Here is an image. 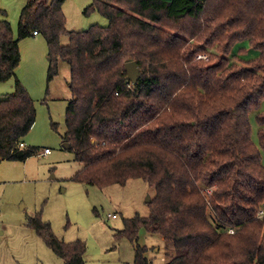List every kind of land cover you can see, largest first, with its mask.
<instances>
[{
    "label": "trees",
    "instance_id": "obj_1",
    "mask_svg": "<svg viewBox=\"0 0 264 264\" xmlns=\"http://www.w3.org/2000/svg\"><path fill=\"white\" fill-rule=\"evenodd\" d=\"M65 2L30 0L19 39L46 38L49 82L59 62L71 68L64 141L83 165L73 180L102 190L141 179L156 190L150 215L115 234L133 244L134 264H151L142 230L163 239L165 264H264V0H93L85 14L109 25L82 32L67 29ZM243 42L257 54L235 61ZM20 63L1 21L0 83L16 87L0 98V162L39 153L24 142L37 116ZM27 225L65 264H86V243L60 240L41 214Z\"/></svg>",
    "mask_w": 264,
    "mask_h": 264
},
{
    "label": "rangeland",
    "instance_id": "obj_2",
    "mask_svg": "<svg viewBox=\"0 0 264 264\" xmlns=\"http://www.w3.org/2000/svg\"><path fill=\"white\" fill-rule=\"evenodd\" d=\"M29 1L0 0L3 11L0 22L11 23L14 39L19 41L21 63L17 78L36 102L37 121L24 142L27 147L39 150L37 155L23 162H0V264H65L27 225L29 218L38 214L52 225L60 240L86 243V264H134L133 244L124 238L118 240L115 234L124 228L125 220L137 214L150 215L148 199L156 196V190L141 179L102 190L73 180L83 165L75 160L64 141L68 132L66 111L72 98L71 68L59 62L58 75L49 82L46 38L38 35L19 39L21 13ZM92 2L66 0L63 10L69 31L82 32L97 24L109 25L99 11L85 14ZM69 42L68 36L61 39L63 46ZM256 54L248 42L238 43L233 50L235 61L254 59ZM198 59L207 61L208 55H200ZM15 81L13 78L0 83V98L15 91ZM251 124L253 141L258 143L259 125L255 115ZM46 149L51 150L50 155L44 154ZM262 156L264 163V153ZM109 214H116L118 218L109 219ZM140 238L141 244L149 249L151 264H165L163 239L148 235L144 230Z\"/></svg>",
    "mask_w": 264,
    "mask_h": 264
},
{
    "label": "water",
    "instance_id": "obj_3",
    "mask_svg": "<svg viewBox=\"0 0 264 264\" xmlns=\"http://www.w3.org/2000/svg\"><path fill=\"white\" fill-rule=\"evenodd\" d=\"M127 73H128V80L133 82V84L137 85L138 80L141 76L140 67L137 65L135 61H130V63H127L125 65ZM67 149H69L70 146L67 144L65 145ZM151 201V198L148 199V203Z\"/></svg>",
    "mask_w": 264,
    "mask_h": 264
},
{
    "label": "built area",
    "instance_id": "obj_4",
    "mask_svg": "<svg viewBox=\"0 0 264 264\" xmlns=\"http://www.w3.org/2000/svg\"><path fill=\"white\" fill-rule=\"evenodd\" d=\"M35 35H38V33L35 31V33L33 34V36H35ZM24 147V144L23 145H21V148H23ZM44 154L45 155H50L51 154V150H49V149H46L45 151H44ZM0 208H1V201H0ZM263 214V213H262ZM2 215V210L0 209V216ZM108 218L109 219H117L118 218V216L116 215V214H109L108 215ZM232 232V231H231Z\"/></svg>",
    "mask_w": 264,
    "mask_h": 264
},
{
    "label": "crops",
    "instance_id": "obj_5",
    "mask_svg": "<svg viewBox=\"0 0 264 264\" xmlns=\"http://www.w3.org/2000/svg\"><path fill=\"white\" fill-rule=\"evenodd\" d=\"M35 36H38V35H35ZM35 36H34V37H35Z\"/></svg>",
    "mask_w": 264,
    "mask_h": 264
}]
</instances>
